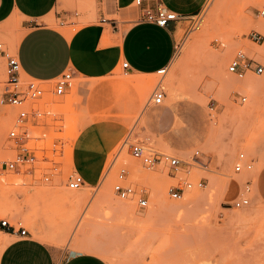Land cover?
<instances>
[{
    "label": "rangeland",
    "instance_id": "obj_1",
    "mask_svg": "<svg viewBox=\"0 0 264 264\" xmlns=\"http://www.w3.org/2000/svg\"><path fill=\"white\" fill-rule=\"evenodd\" d=\"M263 5L264 0H207L198 14V27L194 28L195 18L177 21L176 53L164 77L130 73L123 69V60L102 76L70 68L74 73L72 88L55 99L67 141L65 159L51 182L1 173L2 163L13 157L7 147L13 122L1 121L0 203H10L16 210L6 213L0 209V221L7 220L16 228L20 223L34 239L48 233L60 244H46L74 253H94L108 264H264V202L258 201L252 185L249 205H234L243 195L245 182L255 181L264 166V73L240 79L228 72L230 61L240 50L264 64V17L259 13ZM96 7L97 0H81L72 7L77 18L64 26L58 20L54 26L73 36L84 26L100 24ZM137 10L134 2L129 11L136 14ZM106 18L121 21L120 16ZM138 20L135 15L128 25H120L121 32ZM106 27L111 30V25ZM23 33L18 20L12 18L0 26V41L15 50ZM251 33H259L261 42L253 41ZM218 72L232 81L248 80L254 85L222 89ZM129 77L144 81V87H138L143 101L138 90L117 82ZM170 81L178 88L175 102ZM159 84L166 93L164 103L149 105ZM242 97L247 98L245 102ZM213 102L215 109L211 110ZM146 108L164 114L148 119ZM1 112L2 117H11L17 109L3 106ZM102 120L123 128L115 145L107 147L98 137L97 126ZM134 143L151 152L178 156L191 165H185L176 176L165 164L146 169L130 154ZM111 148L90 182L76 191L67 188L68 175L78 172L76 156L98 154L103 159ZM196 151L206 169L193 162ZM241 153L254 161L251 172H235ZM124 166L132 172L129 182L147 193L149 204L144 210L114 193L118 171ZM201 179L203 187L196 186ZM186 181L194 187L186 190L181 200L173 199L170 189ZM106 188L112 200L125 204L133 217L102 202ZM65 193L86 195V201L70 206L63 198ZM6 233L0 227V245Z\"/></svg>",
    "mask_w": 264,
    "mask_h": 264
},
{
    "label": "crops",
    "instance_id": "obj_2",
    "mask_svg": "<svg viewBox=\"0 0 264 264\" xmlns=\"http://www.w3.org/2000/svg\"><path fill=\"white\" fill-rule=\"evenodd\" d=\"M80 1L0 0V26L16 18L24 32L15 48L23 75L38 81H52L65 70L74 68L84 74L102 76L114 71L122 60L129 64L130 73L157 74L170 67L174 59L179 23L171 22L167 27L148 23L144 21L145 11H156L162 5L178 14L194 16L207 2L142 0L135 14L129 11L135 0H97L96 17L100 24L84 26L75 35L67 36L54 24L59 20L64 26L70 19L77 18L79 14L72 7ZM135 15L139 16L138 22L121 32L120 25H128ZM107 16H120L121 21L107 19ZM106 25H111V30ZM117 82L138 90L143 101L134 83L126 78ZM144 113L148 119L164 114L153 108H146ZM123 133L121 125L114 126L106 120L97 126V135L107 147L116 143ZM112 148L103 159L98 154L76 156V169L85 182L96 174ZM252 185L256 197L264 202V166ZM4 236L9 244L0 256V264H108L97 254L73 255L74 252L50 246L30 234L22 237L19 232H9Z\"/></svg>",
    "mask_w": 264,
    "mask_h": 264
},
{
    "label": "built area",
    "instance_id": "obj_3",
    "mask_svg": "<svg viewBox=\"0 0 264 264\" xmlns=\"http://www.w3.org/2000/svg\"><path fill=\"white\" fill-rule=\"evenodd\" d=\"M142 0H135L140 5ZM264 17V5L259 11ZM188 18H195L194 28L200 24L198 14L184 16L159 6L156 11L146 10L144 21L160 27H167L171 22H177ZM162 21V23H161ZM251 39L260 43L262 36L259 33H251ZM123 69H130L127 62L123 63ZM168 67L159 70L157 73L164 77ZM228 72L243 79L250 74L262 75L264 64L254 56H250L243 50L237 52L228 65ZM23 72L20 61L15 50L10 49L4 42L0 41V122L3 118L1 107L12 106L17 109L15 115L8 116L13 127L7 136V147L13 152L12 159L2 163V172H13L17 175L30 178L32 181L41 177L45 182H51L65 159V148L67 141L64 137L63 118L57 107L56 98L63 97L72 88L74 73L65 70L52 81H38L35 79L23 80ZM166 98L165 91L160 84L153 90L149 105L160 106ZM246 97L241 101L245 102ZM215 109V102L211 110ZM131 156L139 160L146 169H152L159 164H165L172 175L179 174L185 165H191L178 156L161 152L148 151L142 144L130 145ZM193 162L201 168L206 169L207 164L201 160L200 152L196 151ZM254 169V161L244 153L239 154L235 165V172H251ZM131 170L121 167L117 174V181L113 186L114 193L121 200H131L139 210L148 207L149 200L143 189H138L131 182ZM84 177L73 172L68 175L66 186L76 191L85 185ZM194 183L186 181L170 189V196L175 200H181L185 191L194 187ZM196 186L203 187L201 179ZM252 192V180L244 184L243 195L234 203L235 207L242 208L250 203ZM19 228L7 220L0 221V227L8 232L20 235H29L28 230L19 223Z\"/></svg>",
    "mask_w": 264,
    "mask_h": 264
},
{
    "label": "bare ground",
    "instance_id": "obj_4",
    "mask_svg": "<svg viewBox=\"0 0 264 264\" xmlns=\"http://www.w3.org/2000/svg\"><path fill=\"white\" fill-rule=\"evenodd\" d=\"M261 30H262V32L264 33V26H262V28H261ZM71 36V35H70ZM229 52V51H228ZM218 71V70H217ZM158 74V73H157ZM218 80H219V82H220V84H221V87H222V89L223 88H227V87H232V88H236V87H233V86H236V85H239V84H243V85H246V88H250L251 86H253L254 85V83H252V82H249L248 80H246V81H244V82H235V81H232L228 76H224V75H221L219 72H218ZM151 75H153V74H151ZM127 80H129V81H131L132 83H134V85H136L137 87H144V81L143 80H141V78L139 77V78H134V77H129ZM248 85V86H247ZM168 87H169V90H170V94H171V96H172V98L174 99V101H176V100H178L179 99V94H178V88L176 87V85H175V83H174V81H170V83H168ZM142 113V112H141ZM8 120H9V118H8V116H5V117H3L2 119H1V121L4 123V124H7L8 123ZM2 124V123H1ZM7 126V125H6ZM5 125L3 126V127H6ZM2 127V128H3ZM127 158V157H126ZM130 162V161H129ZM131 163L134 165V167H135V170H136V166H135V163H136V161L135 160H133L132 159V161H131ZM132 168V167H131ZM132 169H134V168H132ZM135 170H132L133 172H135ZM139 170H141L140 168L138 169V167H137V170H136V172L138 173V171ZM140 172V171H139ZM137 173H135V174H137ZM111 174V171H110V173L107 175V177L108 178H110V175ZM132 174V173H131ZM107 178V179H108ZM106 179V180H107ZM109 180V179H108ZM106 183V181L104 182V184ZM76 196V195H75ZM77 197H78V195H77ZM74 197V195H70V194H67V193H65L64 194V196H63V198L66 200V202H67V204L68 205H70V206H78L81 202H84V201H86V195H85V197H82L81 198V196L80 197ZM102 202L103 203H105L106 205H109L110 207H114V206H116V208H119V209H117V211L118 212H121L122 214H124V212H126V214L127 213H130L131 211H129L128 212V209H127V207H125L126 205L125 204H122L121 203V201L120 202H114L113 200H112V193L110 192V191H108V188H106L104 191H103V193H102ZM114 197V196H113ZM161 197V196H160ZM80 198V199H79ZM164 200V199H163ZM259 202H261V200H258ZM156 202H158V201H156ZM164 202V201H163ZM159 203H160V199H159ZM162 204V203H161ZM165 205H166V203H164ZM164 204H162V205H164ZM125 205V206H124ZM115 208V207H114ZM0 209L1 210H3V211H5L6 213H10V212H14L16 209H15V207L13 206V205H11L10 203H6V202H2V203H0ZM182 210V209H181ZM128 215H130L131 217H133L132 215H131V213L130 214H128ZM38 232H39V230H38ZM42 232V231H41ZM3 233V232H2ZM4 234V233H3ZM7 237V236H6ZM5 237V238H6ZM9 238V237H8ZM40 239V241H42V242H44V243H46V242H50V243H53L54 245H59L60 244V241L59 240H56V238L55 237H53L52 235H50V234H48V233H46V234H44V235H41L40 237H39ZM7 244H9V242L7 241V240H5L4 239V241L2 242V244L0 245V247H1V251H0V256H1V254H2V252H3V250H4V248L7 246Z\"/></svg>",
    "mask_w": 264,
    "mask_h": 264
},
{
    "label": "snow or ice",
    "instance_id": "obj_5",
    "mask_svg": "<svg viewBox=\"0 0 264 264\" xmlns=\"http://www.w3.org/2000/svg\"><path fill=\"white\" fill-rule=\"evenodd\" d=\"M161 23H162V21H161ZM73 255H75V253H72Z\"/></svg>",
    "mask_w": 264,
    "mask_h": 264
}]
</instances>
